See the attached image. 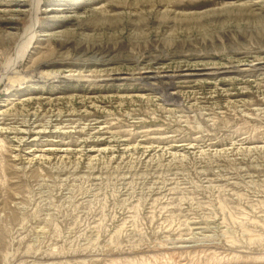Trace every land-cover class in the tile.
Segmentation results:
<instances>
[{"label": "rangeland", "instance_id": "obj_1", "mask_svg": "<svg viewBox=\"0 0 264 264\" xmlns=\"http://www.w3.org/2000/svg\"><path fill=\"white\" fill-rule=\"evenodd\" d=\"M38 1L0 0V264H264V0Z\"/></svg>", "mask_w": 264, "mask_h": 264}, {"label": "bare ground", "instance_id": "obj_2", "mask_svg": "<svg viewBox=\"0 0 264 264\" xmlns=\"http://www.w3.org/2000/svg\"><path fill=\"white\" fill-rule=\"evenodd\" d=\"M36 1H37V4H36L37 7H35V9H34V11H33V16H34V20H35V22H34V27H35V25H36V23H37V16H38V13H39V10H40V8H39V6H38V4H39L38 2H39V1H38V0H36ZM33 16H32V18H33ZM31 24H33V23H31ZM30 26H32V25H30ZM30 26H29V27H30ZM34 27H33V28H34ZM28 29H29V28H28ZM31 29H32V28H31ZM34 29H35V28H34ZM28 31H29V30H28ZM34 31H35V30H34ZM32 32H33V29H32ZM27 33H28V32H27ZM33 34H35V33H33ZM28 35H29V34H28ZM28 35L26 36V37L28 38L27 40H30V43H32V42H33L32 39H33L34 36H33V37L30 36V37H31V38H30V37H28ZM29 38H30V39H29ZM25 40H26V39H25ZM30 43H29V44H30ZM25 46H26V45H25ZM27 46H28V45H27ZM27 46H26V47H27ZM32 47H33V46H32ZM27 48H28V47H27ZM19 58H21V57H19Z\"/></svg>", "mask_w": 264, "mask_h": 264}]
</instances>
